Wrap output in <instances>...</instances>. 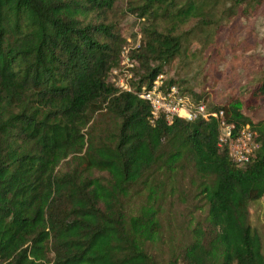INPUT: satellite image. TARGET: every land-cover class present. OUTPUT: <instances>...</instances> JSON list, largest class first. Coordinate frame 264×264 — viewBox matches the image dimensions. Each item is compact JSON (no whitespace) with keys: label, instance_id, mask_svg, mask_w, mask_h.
<instances>
[{"label":"trees","instance_id":"16d2710c","mask_svg":"<svg viewBox=\"0 0 264 264\" xmlns=\"http://www.w3.org/2000/svg\"><path fill=\"white\" fill-rule=\"evenodd\" d=\"M118 1L140 21L134 90L217 2L0 0V264H264L248 221L264 192V120L238 106L264 99V73L243 101L206 105L254 133L258 149L236 164L216 145L214 119H152L146 101L108 80L124 43L108 17ZM171 199L186 201L187 238L163 251Z\"/></svg>","mask_w":264,"mask_h":264},{"label":"rangeland","instance_id":"374dc122","mask_svg":"<svg viewBox=\"0 0 264 264\" xmlns=\"http://www.w3.org/2000/svg\"><path fill=\"white\" fill-rule=\"evenodd\" d=\"M216 1L212 15L206 17L199 30L195 29L186 37L180 54L161 74L166 85L169 78L173 79L172 84L180 92L193 100L199 95L208 107L224 105L234 98L243 101L250 86L264 73V1L258 4L243 2L234 7L236 0ZM108 17L119 24L124 35L122 47L131 50L138 45L140 21L123 13L122 1L115 2ZM189 23L184 29L190 28ZM129 76L122 77L128 85L133 81V72L130 71ZM120 78V75L108 74L110 82ZM238 106L252 123L264 120V99L253 109H246L241 103ZM187 188L185 184L184 189ZM185 204L183 199L165 201L167 216L162 217V232L157 242L163 251L187 238L182 211ZM248 221L260 238L264 256V192L249 203Z\"/></svg>","mask_w":264,"mask_h":264},{"label":"built area","instance_id":"2783aa9c","mask_svg":"<svg viewBox=\"0 0 264 264\" xmlns=\"http://www.w3.org/2000/svg\"><path fill=\"white\" fill-rule=\"evenodd\" d=\"M129 50L125 46L121 48L118 65L109 71L112 76H121L117 81L111 80L114 87L130 91L146 101L150 107L152 119L158 115H163L167 121H170L172 117L186 121L214 119L217 124V147L225 150L230 160L236 164H244L250 160L254 151L258 149L259 143L254 139V133L248 124L235 129L232 123L224 120L221 108L209 110L204 102L194 101L189 95L180 92L174 84L166 85L162 73L155 76L150 84L140 86L139 90H134L132 85L126 84L122 77L129 78V73L134 66Z\"/></svg>","mask_w":264,"mask_h":264}]
</instances>
